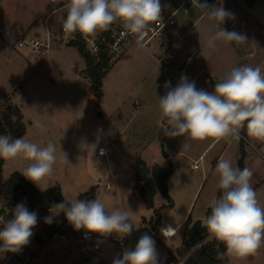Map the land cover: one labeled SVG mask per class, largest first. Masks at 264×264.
<instances>
[{"label":"rangeland","instance_id":"374dc122","mask_svg":"<svg viewBox=\"0 0 264 264\" xmlns=\"http://www.w3.org/2000/svg\"><path fill=\"white\" fill-rule=\"evenodd\" d=\"M193 1L177 11V19L181 20L185 11L189 13L188 18L192 13L190 10H193L191 23L201 16L202 10ZM204 1L222 6L234 18L221 25L215 20L200 18L199 24H194L191 33L195 39H185L182 44L198 48L201 57L189 66L186 73L177 78L174 72L177 64L170 69L160 68L152 54L157 51L154 44L148 51L133 45L127 56L116 62L104 77L100 99L91 91V83L83 74L85 59L76 47L60 41L64 39L59 30L63 19L61 11L54 12L55 8L48 0H0V27L3 28L0 34V110L9 99L23 114V138L41 147L49 141L56 146L57 161L53 173L39 180V186L30 180L37 188L46 190L58 186L63 197L79 199L81 194L95 186L97 197L105 203L106 210L129 211L135 229L147 226L145 220L149 222L153 216V210L145 206L134 186L132 164L136 156L148 164L157 162L163 168L169 162L172 164L168 187L173 207L165 214L168 221L162 219V227L168 223L176 227L188 217L190 226L197 219H206V211L216 200L219 190L215 169L220 159H227L233 167L239 168V161L243 158L244 168L253 172L251 184L258 195L261 194L264 188V158L261 155L264 141L248 137L243 129L240 130V139L196 141L187 135L171 137L158 107V97L168 91L165 82L170 81L174 88L181 76L193 81L197 89L213 92L215 83L222 81L235 67L258 66L264 72V27L251 11L255 7L264 9V0L257 3L256 0L252 5L247 0ZM182 2L161 0L160 3L161 7L172 12ZM49 16L51 29L56 35L50 40V52L43 56L26 48L18 49L16 42L20 38L46 35L47 23L44 21ZM220 27L246 36L245 44L219 40L214 49L208 48L206 38ZM241 51L245 54L242 55ZM37 122L44 125V131L36 127ZM97 139V148L100 144L112 147L110 156H99L97 149L94 153L81 151L82 140L93 143ZM201 156L202 167L194 170L192 166ZM28 163L22 158L3 159L1 180L5 181L16 171L22 173ZM260 203L264 205V198ZM162 204H168V201L157 194L155 207ZM58 211L56 209L55 214ZM55 214L56 220L65 228L75 230L64 222L63 212ZM188 229L181 232L178 228L179 234L170 241L159 232V238L165 244L154 239L159 260L166 261L171 257L183 264L192 255L195 249L185 243ZM94 234L96 248L83 255L80 264L90 263L95 256L101 259L96 264H112L122 237L117 233H111V236ZM69 247L72 252L77 250L71 243ZM44 252L49 254L44 256ZM64 254L65 249L60 244L49 243L42 249V256L53 262L63 263ZM227 256L231 264H264V246L246 258ZM164 264L177 263L169 261Z\"/></svg>","mask_w":264,"mask_h":264},{"label":"clouds","instance_id":"9594fccd","mask_svg":"<svg viewBox=\"0 0 264 264\" xmlns=\"http://www.w3.org/2000/svg\"><path fill=\"white\" fill-rule=\"evenodd\" d=\"M197 4L202 10L201 19L215 20L221 25L234 18L222 6L202 4L199 0ZM58 11H66L63 20L66 33L79 32L87 37L119 22L126 33L137 37V42L147 34L150 25L161 19L160 0H67ZM219 40L243 45L246 36L220 27L206 38V46L214 49ZM164 87L168 91L158 97V107L163 122L168 125L169 136L187 135L196 141L240 139V130L246 127L248 137L264 141V72L260 67L233 68L222 81L215 83L213 92L197 89L186 76H181L174 88L170 81L165 82ZM36 127L45 130L40 122ZM98 143V139L93 143L82 140L79 147L83 152L94 153ZM0 158L29 161L22 174L38 185L39 180L53 173L56 146L51 141L41 147L23 137L13 139L11 135H0ZM215 172L218 175L216 187L221 195L209 205L211 214L201 221V226L206 228L209 240L225 246L229 256L255 255L264 246V205L260 203L264 194L258 195L253 188V172L248 167L241 170L233 167L231 161L220 159ZM53 208L59 210L56 214L63 212L77 231L84 229L100 235L117 233L125 237L134 230L129 211L117 208L109 212L99 197L82 200L64 196L63 202ZM53 208L50 209L52 214ZM51 220L52 216L45 217V223ZM36 224L37 214L23 203L12 210L11 219L0 218V254L19 253L29 244ZM160 231L167 237L176 230L166 225ZM112 264H159L154 238L148 233L141 234L135 247L118 254Z\"/></svg>","mask_w":264,"mask_h":264},{"label":"built area","instance_id":"2783aa9c","mask_svg":"<svg viewBox=\"0 0 264 264\" xmlns=\"http://www.w3.org/2000/svg\"><path fill=\"white\" fill-rule=\"evenodd\" d=\"M54 9V12H58L63 4L67 3V0H48ZM183 2L179 7L186 5L193 0H182ZM161 2V0H160ZM194 2V1H193ZM252 14L258 19L261 25L264 27V9L255 7L251 9ZM176 12L174 10L170 12L168 9L161 7V19L150 25V30L143 37L142 40L137 42V37L133 34L126 33L122 25L117 22L112 24L108 30L98 31L95 35L82 36L79 32L66 33L63 30V20L66 18V11H61L63 17L60 23V33L64 36V39H60L61 42L67 45L72 42L84 43L86 50L97 61L105 56L110 66H113L116 62L122 59L127 51V47L130 45H139L145 50H149L154 47L157 51L152 52L157 65L160 68L170 69L173 64H177V72L184 73L196 59L201 57V52L196 47H187L186 44H182L185 39L194 40V35L190 30L186 31L180 38L176 40H170L168 37L173 34L177 25ZM55 14V13H53ZM51 17L46 19V35L42 37H22L16 43L18 49L26 48L31 51L37 52L40 55H47L51 49V39L56 37L50 26ZM264 29V28H263ZM154 44V45H153ZM101 149L103 154H101ZM113 153V149L109 145H100L97 148V154L102 157H108ZM264 158V147L262 148V154ZM203 156L199 158V161L194 163L192 168L198 170L202 167ZM108 188V187H107ZM264 194V188L261 192ZM54 205H50L45 210L36 211L37 224L33 228V236L30 239L28 245L22 248L19 253H5L0 254V264H80L81 258L93 252L96 248L97 237L94 233H88L84 229L80 231L71 230L68 227L65 228L63 223H60L54 217L56 209ZM53 208V214L50 209ZM52 216L50 223H45V217ZM0 218L11 219L10 208L7 203L0 197ZM58 229L52 231V226ZM168 225V224H167ZM175 229V228H173ZM172 236H164L167 240H170ZM208 241L206 238L201 243L197 244L195 250L201 248ZM49 243L60 244L65 249V256L63 263L49 261L42 256V249ZM73 244L77 249L72 252L69 244ZM49 252H44V256ZM84 255V256H83ZM83 256V257H82ZM78 257V258H76ZM63 260V259H62Z\"/></svg>","mask_w":264,"mask_h":264},{"label":"trees","instance_id":"16d2710c","mask_svg":"<svg viewBox=\"0 0 264 264\" xmlns=\"http://www.w3.org/2000/svg\"><path fill=\"white\" fill-rule=\"evenodd\" d=\"M249 5L253 4V0H247ZM69 46L76 47L80 55L85 59V69L83 74L91 83V91L98 97L102 98L103 79L111 69L105 56H102L99 61L88 53L84 43L72 42ZM247 135L246 127L243 129ZM25 134V124L23 122V114L20 108L14 105L9 99L2 110H0V135H11L13 139L23 137ZM243 149V142L241 143ZM3 158H0V197L7 203L10 208L12 218V210L17 204L23 203L26 208L32 212L33 210H45L50 205H56L63 202L64 197L60 187L54 186L46 190H40L22 173L16 171L10 175L5 181L1 180ZM243 158L239 161V168H244ZM132 169L135 174L134 186L140 194L145 206L153 210V216L145 227L138 228L132 231L131 235L122 237L118 241V254H121L125 249H133L141 234L148 233L156 241L165 244L159 238V232L162 228V219L164 215L173 207V203L169 194L168 180L173 173L172 164L169 162L167 167L155 165L149 167L146 162L139 156L134 158ZM97 187H91L87 192L81 194L79 199L92 200L97 198ZM160 194L163 199L168 201V204H162L160 207H155V197ZM221 195L218 190L216 199ZM211 214V208L206 211L205 217ZM191 219L188 217L185 221L186 230L191 224ZM67 222V219L64 221ZM132 222V220H131ZM133 223V222H132ZM134 226V225H133ZM58 229L52 226L51 230ZM111 236L110 234H108ZM208 237L206 228L201 229L194 236L196 244L201 243ZM223 253V256H221ZM171 254V253H170ZM169 257L166 261L159 260V264H164L169 261H175L177 264L180 260H172ZM87 264V261L83 262ZM183 264H231L228 259L225 246L214 239L208 241L201 248L195 250L192 255Z\"/></svg>","mask_w":264,"mask_h":264},{"label":"crops","instance_id":"0c3cea01","mask_svg":"<svg viewBox=\"0 0 264 264\" xmlns=\"http://www.w3.org/2000/svg\"><path fill=\"white\" fill-rule=\"evenodd\" d=\"M195 2L194 3H196V4H194V5H196V7L198 8V9H200L199 7H198V4H197V0H194ZM208 1H210V0H208ZM256 0H253V4H254V2H255ZM258 1H260V0H257L256 1V3L258 2ZM199 2L200 3H205V1L204 0H199ZM217 3V2H216ZM255 3V4H256ZM180 5H178L177 7H176V9H174V10H177V11H179L182 7H179ZM173 10V11H174ZM201 10V9H200ZM192 13H191V15L187 18V15L189 14L188 13V11H185L184 13H183V16H182V18H181V20H182V22H181V20H179V19H177V17H176V19H177V25H176V27H175V29H174V32H173V34L172 35H170L168 38L170 39V40H176V39H178V38H180L186 31H188V30H190V32L192 31V29H193V26H194V24L201 18V16H202V14H201V16H199L197 19H196V21L194 22V23H191L190 21H191V16H192V14H193V10H190ZM202 12V11H201ZM177 13V12H176ZM184 20V21H183ZM45 23H46V18H45V21H44ZM189 26V28L188 29H186L185 30V27H188ZM263 32H264V29L262 30ZM3 33V28H1L0 27V34H2ZM194 39H195V36H194ZM131 46H133V45H130V46H128L127 47V51H126V53H125V55H124V57H126L127 56V53H128V50H129V47H131ZM123 57V58H124ZM122 58V59H123ZM189 67H187V69H188ZM85 69V68H84ZM83 69V70H84ZM187 69H186V71L184 72V73H186L187 72ZM175 71L174 72H176L177 74H176V77L178 78L180 75H182V74H184V73H180V72H177L176 71V69H174ZM100 145H108V144H100ZM155 164H148V162L146 163L149 167H152V166H155V165H158V163L157 162H154ZM159 166V165H158ZM168 219H169V217L167 218V221H168ZM202 220H204V218L202 219ZM185 221H186V219H184L183 221H181L176 227H173V226H171L172 228H175V229H177V233L170 239V240H172L175 236H177L178 234H179V231L181 230V232H183V230H184V228H185ZM168 225H171L170 223H168ZM178 228L180 229V230H178ZM181 234V237L183 236L182 235V233H180ZM165 239V238H164ZM166 241H170V240H167V239H165Z\"/></svg>","mask_w":264,"mask_h":264},{"label":"water","instance_id":"95a60500","mask_svg":"<svg viewBox=\"0 0 264 264\" xmlns=\"http://www.w3.org/2000/svg\"><path fill=\"white\" fill-rule=\"evenodd\" d=\"M242 55H244V51L240 52ZM164 123V122H163ZM168 218L167 215H164L163 217V222ZM201 221H203L202 219H197L196 221H194L192 223V225L190 226V228L187 231V235H186V239H185V243L191 247L192 249H195L197 247L196 242L194 241V236L197 234V232L201 229ZM195 251V250H194ZM193 251V252H194ZM192 252V253H193ZM191 253V254H192ZM100 257L99 256H95L93 257L92 261L88 264H96L100 262Z\"/></svg>","mask_w":264,"mask_h":264}]
</instances>
